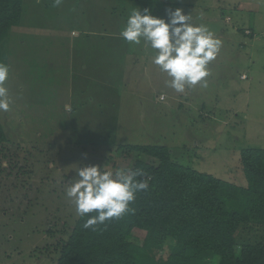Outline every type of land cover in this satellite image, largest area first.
<instances>
[{
	"label": "rangeland",
	"instance_id": "1",
	"mask_svg": "<svg viewBox=\"0 0 264 264\" xmlns=\"http://www.w3.org/2000/svg\"><path fill=\"white\" fill-rule=\"evenodd\" d=\"M178 7L222 42L207 87L183 93L151 48L119 35L132 9L167 20ZM6 46L0 264H57L79 218L65 195L75 170L158 163L124 145H165L181 164L247 185L241 151L264 148V0H23ZM240 234L264 242V225Z\"/></svg>",
	"mask_w": 264,
	"mask_h": 264
},
{
	"label": "trees",
	"instance_id": "2",
	"mask_svg": "<svg viewBox=\"0 0 264 264\" xmlns=\"http://www.w3.org/2000/svg\"><path fill=\"white\" fill-rule=\"evenodd\" d=\"M22 12L23 0H0L2 63ZM7 141L0 118V146ZM123 149L157 160L154 164L140 158L131 168L143 171L138 179L148 180V189L137 193L134 212L95 231L83 227L87 216H79L57 264H264V242L240 234L251 224L264 225V148L241 151L246 186L181 164L165 145Z\"/></svg>",
	"mask_w": 264,
	"mask_h": 264
},
{
	"label": "clouds",
	"instance_id": "3",
	"mask_svg": "<svg viewBox=\"0 0 264 264\" xmlns=\"http://www.w3.org/2000/svg\"><path fill=\"white\" fill-rule=\"evenodd\" d=\"M61 0H54L58 6ZM192 16L182 8L167 11V20L145 8L132 9L120 31L127 43H142L154 51L152 63L169 78L168 87L183 93L186 86L207 87L208 65L220 52L222 42L204 24H193ZM10 68L0 62V112H8L14 103L7 81ZM76 179L66 187L65 195L75 206L78 216L88 218L83 227L96 230L112 220L134 212L131 205L137 193L146 191L148 180L140 169L104 171L97 165L79 167ZM94 215H90L93 214Z\"/></svg>",
	"mask_w": 264,
	"mask_h": 264
}]
</instances>
